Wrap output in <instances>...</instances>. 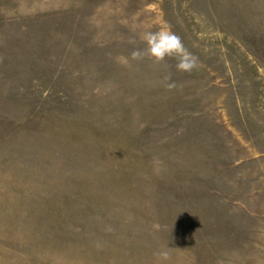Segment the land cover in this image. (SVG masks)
Segmentation results:
<instances>
[{
	"label": "rangeland",
	"instance_id": "obj_1",
	"mask_svg": "<svg viewBox=\"0 0 264 264\" xmlns=\"http://www.w3.org/2000/svg\"><path fill=\"white\" fill-rule=\"evenodd\" d=\"M0 264H264V0H0Z\"/></svg>",
	"mask_w": 264,
	"mask_h": 264
},
{
	"label": "clouds",
	"instance_id": "obj_2",
	"mask_svg": "<svg viewBox=\"0 0 264 264\" xmlns=\"http://www.w3.org/2000/svg\"><path fill=\"white\" fill-rule=\"evenodd\" d=\"M143 40L146 44V54L158 61L175 54L179 58L176 65L179 70L191 71L196 66L195 57L187 52L180 38L170 31L146 32ZM132 55L133 58H138L144 53L137 51Z\"/></svg>",
	"mask_w": 264,
	"mask_h": 264
}]
</instances>
